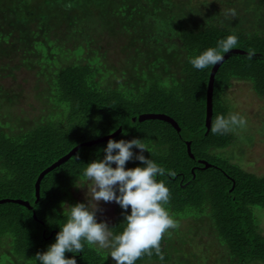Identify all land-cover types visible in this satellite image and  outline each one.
<instances>
[{
	"label": "trees",
	"instance_id": "16d2710c",
	"mask_svg": "<svg viewBox=\"0 0 264 264\" xmlns=\"http://www.w3.org/2000/svg\"><path fill=\"white\" fill-rule=\"evenodd\" d=\"M229 33L238 43L221 62L192 67L191 56ZM250 50L264 55V0H0V199L26 202H0V264H36L67 218L64 204L75 203L71 187L109 138L80 145L46 171L35 200L41 170L119 127L111 139L140 138L143 154L164 169L157 179L169 188L175 222L159 250L135 264H264L253 211L264 208V174L219 153L234 143L233 130L211 131L217 116L230 114L234 81L264 98V57L240 53ZM151 112L178 129L138 120ZM124 211L117 204L114 234ZM108 252L85 243L75 259L107 264Z\"/></svg>",
	"mask_w": 264,
	"mask_h": 264
},
{
	"label": "clouds",
	"instance_id": "9594fccd",
	"mask_svg": "<svg viewBox=\"0 0 264 264\" xmlns=\"http://www.w3.org/2000/svg\"><path fill=\"white\" fill-rule=\"evenodd\" d=\"M235 15V11L231 12ZM238 43V36L229 33L189 58V63L197 70L206 69L223 60V54ZM253 51L248 52L251 58ZM245 119L239 113L228 117L219 115L211 127L212 133H226L234 127H242ZM133 147L140 150L133 152ZM148 148L140 138L111 139L103 147V156H97L86 163L81 173V184L91 181V196L87 203L64 204L66 220L58 226L55 239L44 251L35 254L36 264H77L75 254L85 246L108 249L114 264H135L142 254L150 249L159 250L160 240L165 231L175 227V222L166 207L169 188L157 177L164 169L143 151ZM135 158L140 163L125 167L126 162ZM114 163V166H113ZM115 202L123 213L125 221L122 231L114 234L104 220H97L98 202ZM65 252L72 253L65 256Z\"/></svg>",
	"mask_w": 264,
	"mask_h": 264
},
{
	"label": "rangeland",
	"instance_id": "374dc122",
	"mask_svg": "<svg viewBox=\"0 0 264 264\" xmlns=\"http://www.w3.org/2000/svg\"><path fill=\"white\" fill-rule=\"evenodd\" d=\"M226 95V102L230 106L229 113H239L245 119L246 124L232 129L236 138L234 143L219 150V153L248 171L264 174V98L257 96L250 84L242 80L234 81L227 89ZM28 101L37 105V102L32 98H29ZM28 101L23 105L27 110L29 109ZM32 113L31 110L29 114L32 115ZM81 182L79 179L75 184L79 185ZM91 183V181H87V187H71L75 203H87L91 196ZM116 207L117 203L115 202H98L96 219L104 220L108 224L115 215ZM253 211L264 234V208L255 206ZM107 264H114L112 258L108 260Z\"/></svg>",
	"mask_w": 264,
	"mask_h": 264
},
{
	"label": "water",
	"instance_id": "95a60500",
	"mask_svg": "<svg viewBox=\"0 0 264 264\" xmlns=\"http://www.w3.org/2000/svg\"><path fill=\"white\" fill-rule=\"evenodd\" d=\"M240 53H243V54H247L246 52H241ZM254 57H264V55H261V54H257V53H253ZM145 118H158V119H162V120H165V121H168L169 123H171L176 129H178V125L176 123V121L170 117L169 115L167 114H164V113H142V114H139L138 115V120H142V119H145ZM134 119V117L132 118ZM120 130V127L117 128L114 132L112 133H109V134H106V135H103V136H100L98 138H94V139H91V140H87V141H83V142H80L78 144H76L75 146H73L67 153H65L64 155H62L61 157H59L58 159H56L54 162H52L50 165H48L47 167H45L43 170H41V172L38 174L36 180H35V183H34V187H35V192H34V196H35V200L38 198V190H39V181L42 177V175L50 170L51 168H53L54 166H56L57 164L61 163L62 161L66 160L70 155H72L75 150L80 146V145H89V144H92V143H95V142H98V141H102V140H106L108 138H111L112 136H114L115 134H117V132ZM187 150H188V153L190 156L191 153H190V149H189V146H187ZM199 160L200 162H203L205 164V166L209 165L206 161L202 160V159H197ZM3 201H14V202H18V203H21V204H26V202L24 200H21V199H12V198H1L0 199V202H3ZM34 215V214H33Z\"/></svg>",
	"mask_w": 264,
	"mask_h": 264
}]
</instances>
